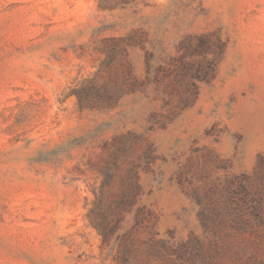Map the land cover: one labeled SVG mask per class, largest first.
<instances>
[{
  "label": "rangeland",
  "instance_id": "1",
  "mask_svg": "<svg viewBox=\"0 0 264 264\" xmlns=\"http://www.w3.org/2000/svg\"><path fill=\"white\" fill-rule=\"evenodd\" d=\"M0 264H264V0H0Z\"/></svg>",
  "mask_w": 264,
  "mask_h": 264
}]
</instances>
